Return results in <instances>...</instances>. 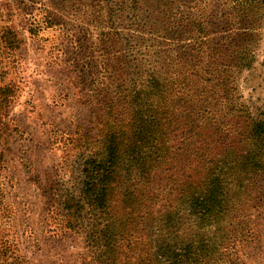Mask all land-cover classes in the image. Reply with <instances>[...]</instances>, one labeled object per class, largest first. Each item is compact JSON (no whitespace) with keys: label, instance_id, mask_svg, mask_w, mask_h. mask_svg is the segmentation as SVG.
Here are the masks:
<instances>
[{"label":"rangeland","instance_id":"rangeland-1","mask_svg":"<svg viewBox=\"0 0 264 264\" xmlns=\"http://www.w3.org/2000/svg\"><path fill=\"white\" fill-rule=\"evenodd\" d=\"M5 26L19 44L7 50L0 39L1 69L15 85L11 130L0 141V264H94L89 214L69 226L62 202L79 196L83 160L102 153L109 126L129 128L132 92L149 74L176 91L179 119L208 71L225 70L230 88L207 86L215 92L200 123L213 113L234 148L264 116V0H0V35ZM182 132L169 127L146 192L134 191L145 208L131 241L152 247L159 233L177 243L202 235L209 253L200 264H264V172L233 191L222 221L198 227L185 202ZM120 190L115 183L114 198ZM122 208L114 199L109 211ZM166 214L174 223L158 232ZM130 252L120 256L133 262Z\"/></svg>","mask_w":264,"mask_h":264},{"label":"trees","instance_id":"trees-1","mask_svg":"<svg viewBox=\"0 0 264 264\" xmlns=\"http://www.w3.org/2000/svg\"><path fill=\"white\" fill-rule=\"evenodd\" d=\"M1 32L3 48L17 47L18 37L12 27L5 26ZM208 73V85L227 93L230 87L226 71L216 66ZM5 75L0 60V141L6 139L11 130L8 108L15 92L14 83L5 81ZM140 84L141 87L132 92L133 115L125 122L129 128L109 126L102 153H92L83 160L79 196L67 195L62 209L69 226L72 220L76 222L89 214L91 228L86 234V247L90 248L94 264H200L209 253V244L202 235L177 243L163 235L158 238L159 233L156 239L150 240L156 242L152 247L147 244L141 247L140 241H131L136 233V221L142 219L141 211L145 208L142 199L135 198L134 191L141 185L142 194L146 192L153 169L168 150L169 127L178 125L183 129L182 157L188 171L183 187L188 213L201 228L222 221L236 197L233 191L242 190L246 180L264 172V116L248 122L245 146L234 148L226 143L213 122V113L207 116L206 122L200 123L206 100L215 92L210 93L211 90L206 89L208 85L204 84L206 88L200 90L203 96L194 92L190 99L196 97L195 107L185 105L182 116L177 119L176 109L170 104L177 93L164 77L151 73ZM115 183L121 189L117 198L113 194ZM114 199L123 204L119 216L109 211ZM130 208H135L131 216L127 212ZM172 217L166 214L158 220V232L168 228ZM136 245H140L137 253ZM124 249L135 256L133 262L130 256H124L125 260L120 256Z\"/></svg>","mask_w":264,"mask_h":264}]
</instances>
